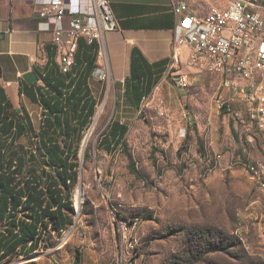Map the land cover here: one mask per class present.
Segmentation results:
<instances>
[{
  "label": "rangeland",
  "instance_id": "rangeland-1",
  "mask_svg": "<svg viewBox=\"0 0 264 264\" xmlns=\"http://www.w3.org/2000/svg\"><path fill=\"white\" fill-rule=\"evenodd\" d=\"M198 6L204 13L206 5ZM108 75L87 82L94 113L78 136L56 133V163L65 162L59 169L70 179L66 225L58 233L49 227L28 256L9 252L8 262L264 264V194L241 168L264 162V148L236 117L238 108L234 114L217 108L220 78L203 73L180 91L168 74H156L152 92L136 106L129 84L115 80L111 66ZM114 121L127 132L112 147ZM32 128L15 145L28 166L53 176V163L46 166L35 151L39 121ZM123 218L135 223L124 240ZM129 240H135L132 249Z\"/></svg>",
  "mask_w": 264,
  "mask_h": 264
},
{
  "label": "built area",
  "instance_id": "built-area-1",
  "mask_svg": "<svg viewBox=\"0 0 264 264\" xmlns=\"http://www.w3.org/2000/svg\"><path fill=\"white\" fill-rule=\"evenodd\" d=\"M33 3L36 16L47 22L60 73L66 75L71 71L82 41L95 46L96 67L92 76L109 80L105 36L117 30L109 2L33 0ZM202 3L206 5L204 13L198 10ZM257 8L258 0H172L171 9L179 19V26L164 74L170 76L180 91L198 81L200 74L218 76L221 81L217 108L227 114H234L233 108H238L236 117L248 124V130L256 131L264 148V19ZM241 168L254 190L264 194V162L241 164ZM130 223L128 226L126 220L121 222L123 240L128 229L135 226ZM132 242L135 240L128 241L131 249ZM0 264L13 263L6 257Z\"/></svg>",
  "mask_w": 264,
  "mask_h": 264
},
{
  "label": "trees",
  "instance_id": "trees-1",
  "mask_svg": "<svg viewBox=\"0 0 264 264\" xmlns=\"http://www.w3.org/2000/svg\"><path fill=\"white\" fill-rule=\"evenodd\" d=\"M53 56L39 73L42 85L37 89V100L42 109V119L34 146L35 151L44 156L46 166L51 168L53 163V176L43 170L38 171L35 165L28 166L21 150L15 145L18 139L7 137L18 127L23 133L26 126L6 122L9 110L0 118V134L4 136L0 139V222L9 236L6 242L8 250L1 254L0 259L6 258L18 246L23 250L30 244L29 252L25 254L33 252L49 227L57 233L62 230V226L66 225L64 213L72 210L66 201L69 174L59 169L65 168V162H62V166L60 162L56 163L60 149L56 133H61L64 139L69 132L78 136V128L87 125L93 116L94 103L87 82L96 67L95 46L81 41L75 64L66 75L60 73ZM156 74L160 75L133 51L130 75L125 83L129 84L136 106L152 92ZM72 123L75 126H71ZM126 132L125 125L112 122L109 128L110 145L119 146ZM45 136L46 140L43 139ZM29 158L34 159L32 154ZM130 169L135 171L132 162Z\"/></svg>",
  "mask_w": 264,
  "mask_h": 264
},
{
  "label": "crops",
  "instance_id": "crops-1",
  "mask_svg": "<svg viewBox=\"0 0 264 264\" xmlns=\"http://www.w3.org/2000/svg\"><path fill=\"white\" fill-rule=\"evenodd\" d=\"M107 1L117 26L116 31L105 36L115 80L125 81L129 77L133 51L142 56L153 71L164 74L179 26V19L171 9L172 0ZM257 10L264 19V0H258ZM46 23L36 16L33 0H0V118L9 110L6 122L21 123L27 128L21 133L18 127L7 137L29 138L35 119L41 125L42 109L37 100V89L42 85L39 73L43 65L51 61L52 54L57 64L56 49ZM63 25L66 26V18ZM29 72L37 76L32 85L22 78ZM3 137L0 134V139ZM7 240L6 228L0 222V257L8 250ZM20 247L14 250L20 256L37 251L36 247L26 255L29 246L23 250ZM49 264L59 263L50 259Z\"/></svg>",
  "mask_w": 264,
  "mask_h": 264
},
{
  "label": "water",
  "instance_id": "water-1",
  "mask_svg": "<svg viewBox=\"0 0 264 264\" xmlns=\"http://www.w3.org/2000/svg\"><path fill=\"white\" fill-rule=\"evenodd\" d=\"M22 78L28 85H32L37 81V76L34 72H29L25 74Z\"/></svg>",
  "mask_w": 264,
  "mask_h": 264
},
{
  "label": "bare ground",
  "instance_id": "bare-ground-1",
  "mask_svg": "<svg viewBox=\"0 0 264 264\" xmlns=\"http://www.w3.org/2000/svg\"><path fill=\"white\" fill-rule=\"evenodd\" d=\"M102 110H103V105H101L99 108H98V112H97V116H96V120L100 117L101 113H102ZM75 200H76V204L78 205L80 203V195L77 194L75 196Z\"/></svg>",
  "mask_w": 264,
  "mask_h": 264
}]
</instances>
